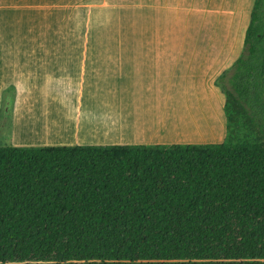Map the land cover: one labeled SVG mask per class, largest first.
Returning <instances> with one entry per match:
<instances>
[{
    "label": "trees",
    "instance_id": "trees-1",
    "mask_svg": "<svg viewBox=\"0 0 264 264\" xmlns=\"http://www.w3.org/2000/svg\"><path fill=\"white\" fill-rule=\"evenodd\" d=\"M214 83L222 142L0 145V264H264V0Z\"/></svg>",
    "mask_w": 264,
    "mask_h": 264
},
{
    "label": "crops",
    "instance_id": "crops-1",
    "mask_svg": "<svg viewBox=\"0 0 264 264\" xmlns=\"http://www.w3.org/2000/svg\"><path fill=\"white\" fill-rule=\"evenodd\" d=\"M253 5L254 0H0V108L3 91L13 86L12 144L222 139L225 96L214 80L240 55ZM200 94L206 105H215L220 131L202 135L195 123L191 127L189 108L198 100L189 95ZM184 113L186 127L168 135ZM55 116L70 127L66 140L51 133L28 138L20 129L24 121Z\"/></svg>",
    "mask_w": 264,
    "mask_h": 264
},
{
    "label": "rangeland",
    "instance_id": "rangeland-1",
    "mask_svg": "<svg viewBox=\"0 0 264 264\" xmlns=\"http://www.w3.org/2000/svg\"><path fill=\"white\" fill-rule=\"evenodd\" d=\"M197 97L198 103L197 105L195 103H192L191 107L189 108V111L192 113V119L190 122L191 127H194L195 125L201 130L200 133L203 135L204 133H209V129L214 130H221V125L218 117H216L215 113V105L212 103L209 105H206L204 103V96L202 94L200 95H189V98L192 102L193 99ZM206 98V96H205ZM207 106V107H206ZM205 110V111H204ZM179 115V114H178ZM184 116L186 117L185 113L183 114L182 118L180 120L173 123L172 126H170L167 129V134L170 136H174L177 131H179L178 127L184 128L186 127L184 122L186 123V119H184ZM178 117V116H177ZM176 117V118H177ZM189 120H187V123ZM11 118H4L1 119L0 117V145L12 144V137H11ZM21 131L24 133L28 138H38V137H46V133L49 134L51 138H54L56 140L62 141L66 140V131H69L70 127L68 124H66L62 119H60V116H55V119L51 120H44L41 119L40 121H24V123L21 125ZM37 134V135H36ZM53 136V137H52ZM225 138V135L222 139H218L216 141H206V142H194V143H217L222 142ZM217 139V138H215ZM193 143V142H190ZM111 144V143H109ZM131 144V143H127ZM157 144H166V143H157ZM42 145H78V144H37V145H28V146H42ZM81 145H101V144H84Z\"/></svg>",
    "mask_w": 264,
    "mask_h": 264
}]
</instances>
